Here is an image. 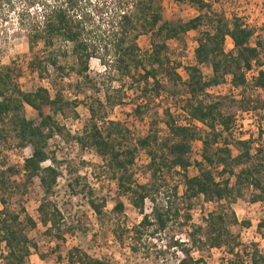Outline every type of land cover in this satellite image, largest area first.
<instances>
[{
  "label": "trees",
  "instance_id": "1",
  "mask_svg": "<svg viewBox=\"0 0 264 264\" xmlns=\"http://www.w3.org/2000/svg\"><path fill=\"white\" fill-rule=\"evenodd\" d=\"M171 1L195 9L197 16L185 22H168L161 16V0H114L104 35L95 34L92 21L99 13L95 5L84 0H42L33 13L29 10L33 3L0 0V18L6 19L14 3L21 4L23 9L17 15V26L24 33L31 54L27 68L40 80L50 68L59 81L73 76L76 92L96 91L88 85L87 75L89 61L94 59L103 67L107 66L106 69L111 67L119 79L140 86L137 88L140 98L136 101L140 103L132 108L140 122L145 119L151 102L160 99L162 94L168 98L179 96L178 88L182 89L181 112L186 116L187 127L178 125L166 109L162 112L165 132L162 138L154 123L145 135L132 143L128 130L117 121H107L101 128L96 127L95 119L107 118L105 110L121 105L120 92L115 91V98L104 96L103 103L94 101L86 106L89 122L70 140L79 150L91 151L100 160V169L114 182L118 199L124 198L140 217L129 233L123 231L130 235L128 249L132 255L139 252L143 238H153L175 228L178 234L185 235L186 241L169 239L167 249L172 250V255H178L175 263L206 264L200 256L194 258L192 254L224 248L234 257L240 248L230 230L248 228V223L237 222L231 205L242 200L245 193L249 204L264 203V141L260 143L262 134L259 131L255 141H231L233 116L222 112L223 99L206 102L205 92L228 79L229 86L241 93L234 102L237 110H261L264 101L245 94L258 91L264 96V73L259 70L262 67L259 61L261 44L251 46V29L245 28L236 18L228 21L213 13L202 0ZM189 32H195L198 38L192 51L193 64L183 69L185 78L182 80L169 62L167 44L181 40ZM139 37L148 38V52L139 51L136 44ZM226 40L231 44L229 52L224 51ZM39 44L43 51L40 55L33 54ZM108 56L109 64L104 62ZM67 58L69 64L62 65L61 60ZM252 66L256 75L247 82L244 74L251 71ZM202 67L209 70L206 78L201 73ZM18 74L12 67L0 65V142L10 138L17 149L30 150L19 170L14 167L0 169V245L4 249L0 264H26L31 253H37L36 245L27 236L36 224L18 202L33 182L41 193L36 209L38 224L44 229V235L56 243V248L64 242L65 236L86 232L84 217L75 225L61 223L60 211L51 201L59 171L54 158L47 152L50 140L68 137L58 119H75L80 103L75 96L66 99L55 89L38 87L23 92L17 82ZM26 109L33 112V119L26 118ZM192 123H198L204 133L199 135ZM194 142L200 144L198 161L190 159ZM139 152L144 155L148 177L143 185L135 183L132 172ZM46 162L49 165L42 167ZM189 169L194 170L195 175H187ZM86 196L88 208L100 219L105 205L103 200L92 199L88 192ZM14 198L16 210L10 209ZM198 200L214 208L205 214L200 224L194 225L189 212ZM145 204L149 205L148 215ZM112 211L121 215L122 204L116 203ZM255 230L262 233L264 221H260ZM112 236L122 247V235L113 232ZM56 258L59 260L58 256ZM63 261L64 264H111L106 259H93L76 248L67 251ZM249 262L264 264L255 245H252Z\"/></svg>",
  "mask_w": 264,
  "mask_h": 264
},
{
  "label": "rangeland",
  "instance_id": "2",
  "mask_svg": "<svg viewBox=\"0 0 264 264\" xmlns=\"http://www.w3.org/2000/svg\"><path fill=\"white\" fill-rule=\"evenodd\" d=\"M33 3L29 7L30 12L37 8L42 0H20ZM90 5H95L98 11L97 17H93L95 34L101 35L105 33V24L109 21L110 12L114 7V0H84ZM215 14L222 15L226 20L236 18L240 20L242 25L251 29L253 36L250 45L254 46L260 43L259 61L262 67L259 68L264 73V0H204ZM91 7V6H90ZM22 6L19 3H14V8L7 12L6 19L0 21V65L10 66L17 71L18 85L23 92H30L38 87L48 90L55 89L60 91L66 99H72L74 96L79 101L75 113L76 118L73 120L58 119L60 125L63 126L64 132L68 137H56L48 142L47 152L54 158L56 167L59 171V177L56 181L55 188L51 201L57 206L60 211L61 223L63 225H75V222L80 217L85 218L83 224L86 232L79 231L65 236L64 242L56 248V243L51 241L44 235V229L38 224L36 209L41 199V193L36 182H33L28 187L26 193L18 198V202L23 207L26 215L36 224L34 230L27 233L28 238L36 245L37 253H31L26 264H64V257L67 251L76 248L87 254L93 259H106L111 264H176L178 258L177 253L172 255V250L167 249L169 239H178L185 241V235L178 234L174 228L165 234L155 236L153 238H143L142 247L136 255H132L129 251L130 235L125 233L136 226L140 217L130 208L124 198L118 199L114 182H111L105 174L102 173L100 160L88 150H79L70 137H75L80 134L82 129L88 124L89 116L86 106L94 101L103 103V97L115 98V91L120 92L121 105L114 107L112 110H105L108 121H117L122 124L129 132L131 143L145 135L147 128L155 124V130L160 138L164 137L165 132L162 125V112L166 109L173 113V118L176 121L185 122V114L181 111L182 106V89L178 88L179 96L168 98L164 94L160 99L151 102L147 107L145 119L140 122L132 113L133 105H138L136 102L140 98L138 87L126 79H119L111 67L106 69L98 63L97 60H90L88 64V78L90 79L89 86L94 87L96 91H87L82 94L76 92L75 78L70 76L67 80L59 81L56 74L50 69H47L46 76L40 80L35 73L29 72L27 63L31 58V54L27 50V45L24 33L18 29L17 15L21 12ZM161 16L164 21L172 22L179 20L181 22L188 21L197 16L195 9L187 5H176L171 0H161L160 3ZM4 14L6 10L4 9ZM98 30V31H97ZM203 30V29H201ZM93 37L95 35H92ZM198 35L195 32H189L176 42H169L168 59L175 66L177 75L184 80V68L193 64L192 51L196 47ZM137 47L141 53L149 51L147 37H139L136 41ZM62 48V47H61ZM64 49V48H63ZM67 52V49H64ZM231 44L228 40L224 43V51L229 52ZM43 51L39 44L33 54L40 55ZM109 56L106 57L105 63L109 64ZM69 58L65 61L61 60L62 65H68ZM110 65H108L109 67ZM177 66V67H176ZM105 68V69H104ZM202 75L206 78L209 76V70L205 67L201 68ZM256 69L251 68L249 79L254 78ZM227 81L205 92L204 100L206 102L216 99H223L222 112L227 115H232V129L235 130V125L243 121V129L246 132H234V136L230 133L229 138L235 141V138H240L248 135V139L255 141L256 135L261 132L262 144L264 141V104L261 110L241 112L236 109L235 101L238 100L241 93L239 91L231 92L227 87ZM77 83V82H76ZM81 87V86H80ZM79 87V89H81ZM138 88V89H137ZM98 91V92H97ZM246 95L258 96L261 101H264V96L258 91H246ZM225 99V100H224ZM169 113V112H168ZM241 113H246L249 117L244 119L240 117ZM25 116L27 119H33L34 114L29 109H26ZM101 119H95L94 124H98ZM103 125V124H102ZM102 125L97 127L101 128ZM241 128V126H239ZM195 130L202 135L204 129L199 125L194 127ZM76 144V143H75ZM253 147H255L253 145ZM200 144L194 142L192 144L191 161L199 160ZM28 148L19 150L15 147L14 142L9 138L6 142H0V169L2 167H14L19 170L23 159L29 156ZM264 157V153H263ZM145 159L143 153L139 152L134 160L132 172L134 173V181L138 185H143L148 182V177L145 174ZM49 165L48 162L42 164V167ZM187 175H195L194 170L189 169ZM19 177H15L17 181ZM90 193L92 199L103 200L104 208L102 217L97 219L86 203V193ZM247 194H244L242 200H238L231 205L230 209L234 213L237 222H247L248 228L234 227L230 231L236 237L240 245L239 250L235 252L234 257H230L226 249L205 250L200 254L194 253L192 256L197 258L200 256L206 264H250L252 245L256 246L258 255L263 258L264 262V231L258 233L255 230L256 225L260 221H264V203L249 204L247 202ZM16 198L10 202V209L16 210ZM116 203H121L123 211L118 215L112 211ZM213 205L203 204L200 200L193 203V207L189 212L191 223L200 224L204 219L205 214L212 211ZM145 214L149 213V205L145 204ZM125 231V232H123ZM117 236L122 235V247L118 246L112 233ZM4 249L0 245V256L3 255ZM59 257L57 260L56 257Z\"/></svg>",
  "mask_w": 264,
  "mask_h": 264
},
{
  "label": "built area",
  "instance_id": "3",
  "mask_svg": "<svg viewBox=\"0 0 264 264\" xmlns=\"http://www.w3.org/2000/svg\"><path fill=\"white\" fill-rule=\"evenodd\" d=\"M202 1H204V0H202ZM250 74H251V71L246 72V73L244 74V78H245L246 81L249 79ZM226 87H227L231 92H234V93H235V91H237V90H234L233 88H231V87L229 86L228 81H227V85H226ZM211 89H212V88H211ZM211 89H208V90H211ZM208 90H207V91H208ZM168 112L173 116V113H172L171 111H168ZM246 116L249 117L246 113H241V114H240V117L243 118V119H244ZM107 121H108V118L103 119L102 121H100V123L95 124V125L99 126V125L105 124ZM177 124L180 125V126H183V127H187V126H188L187 123L184 122V121H181V122H180V121H177ZM97 126H96V127H97ZM192 126H193V127H197V126H199V124H198V123H192ZM239 126H241V128H240ZM98 128H99V127H98ZM236 131H237L238 133L246 132L245 129H243V121H241V122H239V124L235 125V130L232 129V127H231V129H230V133L232 134V136H234V132H236ZM55 138H56V137H55ZM247 139H248V135H244V136H242V137H240V138H235V141H245V140H247ZM73 144L76 145L75 143H73Z\"/></svg>",
  "mask_w": 264,
  "mask_h": 264
}]
</instances>
